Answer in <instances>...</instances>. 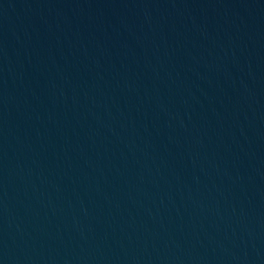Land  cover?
<instances>
[{
    "label": "water",
    "instance_id": "1",
    "mask_svg": "<svg viewBox=\"0 0 264 264\" xmlns=\"http://www.w3.org/2000/svg\"><path fill=\"white\" fill-rule=\"evenodd\" d=\"M0 264H264V0H0Z\"/></svg>",
    "mask_w": 264,
    "mask_h": 264
}]
</instances>
